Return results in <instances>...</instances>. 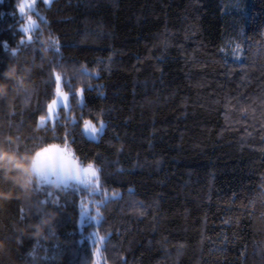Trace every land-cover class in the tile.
<instances>
[{"label":"trees","instance_id":"obj_1","mask_svg":"<svg viewBox=\"0 0 264 264\" xmlns=\"http://www.w3.org/2000/svg\"><path fill=\"white\" fill-rule=\"evenodd\" d=\"M20 3L0 0V264H264V0H38L28 33ZM58 78L70 106L42 125ZM52 144L99 182L39 180Z\"/></svg>","mask_w":264,"mask_h":264},{"label":"rangeland","instance_id":"obj_2","mask_svg":"<svg viewBox=\"0 0 264 264\" xmlns=\"http://www.w3.org/2000/svg\"><path fill=\"white\" fill-rule=\"evenodd\" d=\"M38 0H21V3H28L31 5L29 8L25 9V13H21L22 17L25 19V23L22 25V29L25 26L29 27V31L35 29L39 25L38 19L35 17L36 12V2ZM47 4H50L52 0H43ZM20 3V4H21ZM19 4V8H20ZM20 11V9H19ZM31 17L32 24L28 25V17ZM27 32V33H28ZM57 91L56 96L54 100L51 101V103L48 106V114L46 115V118H43L41 120V124H45L48 120L55 121L60 107H65L66 109L70 106V98L69 93H67L61 83V78H58V84H57ZM79 97L83 101V92L82 90L79 91ZM55 101V103H53ZM90 121V120H86ZM93 126H95L98 131L96 133H92L91 131L86 130L85 123L83 124V132H85L86 136L90 139H98L101 134L104 132V122L96 123L94 121H90ZM55 146V147H54ZM50 149L48 153H46L43 157H40L39 154L42 152L43 149ZM46 148H43L39 150L36 155L34 156V160L31 165V169L33 170V173L37 176L39 180L42 182L49 184L52 183L56 186L60 185H71L72 182L79 183V184H94L99 182L100 177L98 168L96 166L94 167V170L96 171V177L88 174L85 175L82 171V169L87 168L88 165L81 164L79 160L76 158V156L73 154V150L69 145H63V144H52L47 146ZM67 152V153H65ZM79 176L80 178L77 179L76 177ZM84 181V182H83ZM84 212H82V218L84 217Z\"/></svg>","mask_w":264,"mask_h":264},{"label":"snow or ice","instance_id":"obj_3","mask_svg":"<svg viewBox=\"0 0 264 264\" xmlns=\"http://www.w3.org/2000/svg\"><path fill=\"white\" fill-rule=\"evenodd\" d=\"M30 6H31V5H29L28 3H21V4H20V12H21V13H25V9H26V8H29ZM32 23H33V22H32V20H31V17L29 16V17H28V25H31ZM23 31L27 33V32L29 31V27H28V26H25V27L23 28ZM57 91H59V89H58ZM53 103H55V101H54ZM42 119H43V118H42ZM85 128H86V130L91 131L92 133H96V132L98 131V129H97L95 126H93V125L91 124L90 121H85ZM54 147H55V146H54ZM49 151H50V149H48V148L43 149L42 152L39 154V156H40V157H43V156H44L46 153H48ZM65 153H67V152H65ZM80 171H82L85 175L90 174V175H92V176H96V171L94 170V167H93V165H91V164H89V165L87 166V168L82 169V170H80ZM76 178L79 179L80 177L77 176ZM83 182H84V181H83Z\"/></svg>","mask_w":264,"mask_h":264},{"label":"clouds","instance_id":"obj_4","mask_svg":"<svg viewBox=\"0 0 264 264\" xmlns=\"http://www.w3.org/2000/svg\"><path fill=\"white\" fill-rule=\"evenodd\" d=\"M0 155H2V154H0Z\"/></svg>","mask_w":264,"mask_h":264}]
</instances>
